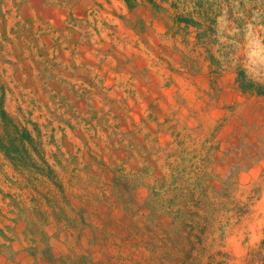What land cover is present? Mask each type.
Masks as SVG:
<instances>
[{"label": "rangeland", "instance_id": "1", "mask_svg": "<svg viewBox=\"0 0 264 264\" xmlns=\"http://www.w3.org/2000/svg\"><path fill=\"white\" fill-rule=\"evenodd\" d=\"M9 1L0 264H264V0H107L133 35L103 3L83 21Z\"/></svg>", "mask_w": 264, "mask_h": 264}, {"label": "bare ground", "instance_id": "2", "mask_svg": "<svg viewBox=\"0 0 264 264\" xmlns=\"http://www.w3.org/2000/svg\"><path fill=\"white\" fill-rule=\"evenodd\" d=\"M17 1H19V0H17ZM56 1V0H55ZM70 1V4H71V6H72V10H73V13L77 16V17H79V19H81V20H89V21H91V19H92V17H90V14L93 12V11H95L96 9H97V4L98 3H103L104 4V8H105V10L104 11H100L99 10V12H98V14L100 15V17L102 18V19H104V20H107V22H110V24H111V21L112 22H114V23H117L118 24V27H119V31H125V34H127V33H129V35H133L131 32H129L128 31V29L127 28H125L124 29V25L122 24V23H120L119 21H118V18H116V17H113L112 16V12H111V8H110V6L107 4V0H105V2H104V0H69ZM110 2L112 1V3L118 8V5L120 6V3H118L116 0H109ZM3 2V1H2ZM42 2H43V0H30V3H32V4H29V5H26V4H22V5H20L19 7H18V11H19V14H20V16L22 17V18H24V19H33L34 18V16L36 15V14H38V15H40V16H43L44 18H48V17H58V18H63V16H64V13H63V11L61 10V9H59V8H57V9H55L54 10V12L55 13H52L51 12V10H44V12H42V10H40V6H42L41 4H42ZM6 3H8V6L6 7V9H8L10 12H12L11 10H12V2L11 1H9V0H6ZM28 3V2H27ZM102 4V5H103ZM6 5V4H5ZM14 5V4H13ZM16 5V4H15ZM31 5V6H30ZM46 5V4H45ZM101 5V4H100ZM126 5V4H125ZM30 6V7H29ZM50 6H48V8H49ZM53 7V6H52ZM58 7V6H57ZM115 7V8H116ZM121 7V6H120ZM128 7V6H127ZM15 8H16V6H15ZM51 8V7H50ZM66 8V7H65ZM2 9V8H1ZM34 9H36V10H34ZM46 9V8H45ZM126 9V8H125ZM144 9V8H143ZM137 10V9H136ZM117 11V10H116ZM119 11H120V9H119ZM126 12V11H125ZM129 12V11H128ZM143 12V11H142ZM146 12V11H145ZM43 13V14H42ZM69 15V14H68ZM128 15V14H127ZM150 16H151V14H150ZM67 17V16H66ZM1 18V17H0ZM19 18V17H18ZM120 19V18H119ZM145 19V18H144ZM143 19V20H144ZM51 20V19H50ZM67 20V19H66ZM101 20V19H100ZM142 20V21H143ZM7 21H9V20H7ZM44 21V20H43ZM98 21V20H97ZM5 22V21H4ZM3 22V23H4ZM10 22H11V20H10ZM21 22V21H20ZM42 22V21H41ZM66 22V21H65ZM70 22V21H69ZM140 22V21H139ZM144 22V21H143ZM146 22V21H145ZM153 22V21H152ZM151 22V23H152ZM7 23V22H6ZM12 23V22H11ZM35 23V22H34ZM33 23V24H34ZM50 23V22H49ZM93 23V22H92ZM96 23V22H95ZM8 24H10L9 22H8ZM7 24V25H8ZM32 24V23H31ZM57 24V23H56ZM85 24V23H84ZM96 24H98V23H96ZM101 24V23H100ZM108 24V23H107ZM147 24V23H146ZM150 24V23H149ZM11 25V24H10ZM17 25V24H16ZM46 25V24H45ZM60 25V24H59ZM99 25V24H98ZM102 25V24H101ZM136 25H138V24H136ZM151 25V24H150ZM56 26V25H55ZM58 26V25H57ZM135 26V25H134ZM7 27V26H6ZM14 27V26H13ZM12 27V28H13ZM34 27V26H33ZM82 27V26H81ZM143 27V26H142ZM1 28V27H0ZM16 28V27H15ZM20 28V27H19ZM31 28H32V25H31ZM45 28V27H44ZM47 28V27H46ZM101 28V27H100ZM108 28V27H107ZM129 28V27H128ZM133 28V27H132ZM18 29V28H17ZM24 29V28H23ZM48 29V28H47ZM89 29V28H88ZM87 29V30H88ZM103 29V28H102ZM164 29V28H163ZM9 30V29H8ZM26 30V29H25ZM36 30V29H35ZM86 30V31H87ZM143 30V29H142ZM44 31V30H43ZM66 31V30H65ZM110 31H111V29H110ZM135 31V30H134ZM148 31V30H147ZM160 31V30H159ZM15 32V31H14ZM101 32V31H100ZM161 32V31H160ZM25 33V32H24ZM118 33H120V32H118ZM147 33V32H146ZM153 33V32H152ZM12 34H13V32H12ZM51 34V33H50ZM57 34V33H56ZM68 34H69V32H68ZM106 34V33H105ZM123 34V33H122ZM7 35V34H6ZM14 35V34H13ZM18 35V34H17ZM35 35V34H34ZM44 35V34H43ZM154 35V34H153ZM160 35V34H159ZM9 36V35H8ZM38 36V35H37ZM94 36V35H93ZM101 36V35H100ZM117 36H119V34L117 35ZM143 36H145V35H143ZM157 36V35H156ZM19 37V36H18ZM105 37V36H104ZM136 37V36H135ZM149 37V36H148ZM168 37H170V36H168ZM44 38V37H43ZM78 38V37H77ZM90 38V37H89ZM95 38V37H94ZM101 38V37H100ZM115 38V37H114ZM119 38V37H118ZM122 38V37H121ZM61 39V38H60ZM99 39V38H98ZM143 39V38H142ZM19 40V39H18ZM34 40V39H33ZM109 40H110V37H109ZM126 40V39H125ZM145 40H146V38H145ZM148 40V39H147ZM160 40V39H159ZM35 41H37V40H35ZM107 41V40H106ZM130 41V40H129ZM149 41V40H148ZM32 42V41H31ZM82 42V41H81ZM92 42H93V40H92ZM96 42V41H95ZM121 42V41H120ZM135 42V41H134ZM27 43V42H26ZM25 43V44H26ZM112 43V42H111ZM117 43V42H116ZM138 43V42H137ZM145 43V42H144ZM163 43V42H162ZM161 43V44H162ZM169 43V42H168ZM6 44V43H5ZM10 44V43H9ZM24 44V45H25ZM29 44V43H28ZM133 44V43H132ZM15 45V44H14ZM31 45V44H30ZM122 45H124V43L122 44ZM122 45H120V46H122ZM156 45V44H155ZM167 45V44H166ZM4 46V45H3ZM43 46V45H42ZM106 46H108V45H106ZM119 46V45H118ZM131 46V45H130ZM137 46V45H136ZM140 46V45H139ZM169 46V45H168ZM5 47V46H4ZM9 47V46H8ZM39 47V46H38ZM61 47V46H60ZM83 47V46H82ZM82 47H80V48H82ZM148 47V46H147ZM33 48V47H32ZM37 48V47H36ZM80 48H79V50H80ZM123 48V47H122ZM141 48H142V46H141ZM155 48V47H154ZM85 48L83 47L82 48V50H84ZM124 49V48H123ZM139 49V48H138ZM156 49V48H155ZM6 50V49H5ZM125 50V49H124ZM127 50H128V48H127ZM133 50V49H132ZM27 51V50H26ZM47 51H48V49H47ZM88 51V50H87ZM100 51V50H99ZM172 51V50H171ZM8 52V51H7ZM28 52V51H27ZM33 52V51H32ZM110 52V51H109ZM153 52V51H152ZM26 53V52H25ZM78 53V52H77ZM96 53V52H95ZM138 53V52H137ZM164 53V52H163ZM33 54V53H32ZM82 54V53H81ZM93 54V53H92ZM101 54V53H100ZM10 54H8V56H9ZM63 55H66V54H60V59L58 58V60H61V61H64V60H66L67 59V57L66 56H63ZM69 55V54H68ZM83 55H85V54H83ZM108 55V54H107ZM148 55V54H147ZM11 56V55H10ZM22 56V55H21ZM25 56V55H24ZM87 56V55H86ZM143 56V55H142ZM156 56V55H155ZM170 56V55H169ZM31 57V56H30ZM34 57H35V55H34ZM89 57V56H88ZM127 57V56H126ZM135 57V56H134ZM149 57V56H148ZM154 57V56H153ZM2 58V57H1ZM5 58V57H4ZM17 58V57H16ZM95 58V57H94ZM98 58V57H97ZM116 58V57H115ZM80 59V58H79ZM161 59V58H160ZM171 59V58H170ZM11 60V59H10ZM52 60V59H51ZM104 60H106V59H104ZM108 60V59H107ZM84 61H86V60H84ZM126 61V60H125ZM51 62V61H50ZM88 63L90 62V63H92V64H94V59H88V61H87ZM105 62V61H104ZM103 62V63H104ZM118 62H120V61H118ZM131 62V61H130ZM157 62V61H156ZM11 63V62H10ZM27 63V62H26ZM31 63V62H30ZM46 63V62H45ZM84 63V62H83ZM128 63V62H127ZM138 63H139V61H138ZM25 64V63H24ZM60 64H62V63H60ZM78 64V63H77ZM104 64H106V63H104ZM3 65H5V64H3ZM9 65V64H8ZM43 65V64H42ZM50 65V64H49ZM121 65V64H120ZM133 65V64H132ZM146 65V64H145ZM176 65V64H175ZM7 66V65H6ZM25 66V65H24ZM109 66V65H108ZM113 66V65H112ZM149 66V65H148ZM1 67V66H0ZM25 67H27V66H25ZM39 67V66H38ZM64 67V66H63ZM107 67V66H106ZM130 67V66H129ZM134 67V66H133ZM152 67V66H151ZM158 67V66H157ZM168 67V66H167ZM52 68V67H51ZM50 68V69H51ZM77 68V67H76ZM94 68V67H93ZM8 69V68H7ZM67 69V68H66ZM84 69V68H83ZM106 69V68H105ZM132 69V68H131ZM160 69V68H159ZM166 69V68H165ZM174 69V68H173ZM6 70V69H5ZM48 70V69H47ZM77 70V69H76ZM127 70V69H126ZM133 70V69H132ZM12 71V70H11ZM59 71V70H58ZM74 71V70H73ZM160 71V70H159ZM176 71V70H175ZM183 71V70H182ZM21 72V71H20ZM23 72V71H22ZM65 72V71H64ZM115 72V71H114ZM123 72V71H122ZM156 72V71H155ZM157 72H158V70H157ZM165 72V71H164ZM31 73V72H30ZM52 73V72H51ZM56 73V72H55ZM86 73V72H85ZM94 73V72H93ZM132 73V72H131ZM161 73H163V72H161ZM6 74V73H5ZM87 74V73H86ZM118 74V73H117ZM120 74V73H119ZM138 74V73H137ZM154 74V73H153ZM167 74V73H166ZM186 74V73H185ZM52 75V74H51ZM156 75V74H155ZM163 75H164V73H163ZM173 75V74H172ZM27 76V75H26ZM41 76V75H40ZM63 76V75H62ZM107 76V75H106ZM153 76V75H152ZM159 76V75H158ZM193 76V75H192ZM64 77V76H63ZM85 77V76H84ZM135 77V76H134ZM138 77V76H137ZM154 77V76H153ZM3 78V77H2ZM6 78V77H5ZM35 78V77H34ZM37 78V77H36ZM46 78V77H45ZM100 78V77H99ZM104 78V77H103ZM188 78V77H187ZM11 79V78H10ZM108 79V78H107ZM119 79V78H118ZM171 79H173V78H171ZM174 79H176V78H174ZM179 79V78H178ZM197 79V78H196ZM77 80V79H76ZM132 80V79H131ZM134 80H136V79H134ZM180 80H182V79H180ZM61 81V80H60ZM63 81V80H62ZM72 81V80H71ZM82 81V80H81ZM128 81V80H127ZM142 81H143V79H142ZM147 81V80H146ZM151 81V80H150ZM185 81V80H184ZM192 81V80H191ZM23 82V81H22ZM102 82V81H101ZM104 82V81H103ZM112 81H110V83H111ZM117 82V81H116ZM115 82V83H116ZM139 82V81H138ZM141 82V81H140ZM169 82V81H168ZM186 82V81H185ZM185 82H181L180 81V85L179 86H181V88H187V84L185 83ZM28 83V85H30L31 83L28 81L27 82ZM59 83V82H58ZM133 83V82H132ZM85 84V83H84ZM123 84V83H122ZM200 84V83H199ZM42 85V84H41ZM77 85V84H76ZM96 85V84H95ZM110 85V84H109ZM125 85V84H124ZM154 85V84H153ZM123 86V85H122ZM143 86V85H142ZM27 87V86H26ZM74 87V86H73ZM132 87V86H131ZM13 88V87H12ZM38 88V87H37ZM40 88V87H39ZM60 88V87H59ZM76 88H77V86H76ZM180 88V87H179ZM26 89V88H25ZM62 89V88H61ZM150 89V88H149ZM23 90V89H22ZM52 90V89H51ZM64 90V89H63ZM70 90V89H69ZM68 90V91H69ZM154 90V89H153ZM117 91V90H116ZM94 92V91H93ZM150 92V91H149ZM41 93V92H40ZM44 93V92H43ZM47 93V92H46ZM69 93H71V92H69ZM138 93V92H137ZM98 94V93H97ZM104 94V93H103ZM47 95H48V93H47ZM96 95V94H95ZM99 95V94H98ZM118 95V94H117ZM133 95V94H132ZM153 95V94H152ZM155 95V94H154ZM17 96V95H16ZM43 96V95H42ZM59 96V95H58ZM123 96V95H122ZM145 96V95H144ZM156 96V95H155ZM176 96V95H175ZM181 96V95H180ZM60 97V96H59ZM160 97V96H159ZM192 97V96H191ZM28 98H29V96H28ZM57 98V97H56ZM84 98V97H83ZM96 98V97H95ZM140 98V97H139ZM150 98V97H149ZM172 98V97H171ZM184 98V97H183ZM32 99V98H31ZM86 99V98H85ZM102 99V98H101ZM205 99V98H204ZM47 100V99H46ZM58 100V99H57ZM96 100V99H95ZM54 101V100H53ZM62 101V100H61ZM68 101V100H67ZM83 101V100H82ZM101 101V100H100ZM153 101V100H152ZM166 101V100H165ZM193 101V100H192ZM25 102V101H24ZM66 102V101H65ZM92 102H94V101H92ZM99 102V101H98ZM104 102V101H103ZM106 102V101H105ZM118 102V101H117ZM149 102V101H148ZM154 102V101H153ZM195 102V101H194ZM54 103V102H53ZM56 103V102H55ZM77 103V102H76ZM75 103V104H76ZM95 103V102H94ZM110 103V102H109ZM71 104V103H70ZM89 104V103H88ZM91 104V103H90ZM99 104H100V102H99ZM136 104V103H135ZM140 104V103H139ZM197 104V103H196ZM67 105V104H66ZM65 105V106H66ZM73 105V104H72ZM77 105V104H76ZM20 106V105H19ZM50 106V105H49ZM61 106V105H60ZM87 106V105H86ZM102 106V105H101ZM175 106V105H174ZM42 107V106H41ZM62 107V106H61ZM88 107V106H87ZM105 107V106H104ZM135 107V106H134ZM69 108V107H68ZM90 108V107H89ZM174 108V107H173ZM8 109H9V107H8ZM38 109V108H37ZM87 109V108H86ZM124 109V108H123ZM131 109H133V108H131ZM168 109V108H167ZM72 110V109H71ZM82 110H85V106L82 104ZM138 110H140V109H138ZM169 110V109H168ZM9 111H10V109H9ZM63 111V110H62ZM114 111V110H113ZM121 111V110H120ZM136 111H137V109H136ZM136 111H133V112H136ZM141 111V110H140ZM38 112V111H37ZM45 112V111H44ZM59 112V111H58ZM73 112H75V111H73ZM99 112V111H98ZM111 112V111H110ZM189 112V111H188ZM212 112V111H211ZM215 112V111H214ZM35 113V112H34ZM115 114H116V112H114ZM221 113V112H220ZM51 114V113H50ZM98 114V113H97ZM118 114H120V113H118ZM210 114V113H209ZM52 115V114H51ZM95 115V114H94ZM144 115V114H143ZM195 115V114H194ZM54 116V115H53ZM138 116V115H137ZM36 117V116H35ZM110 117V116H109ZM211 117V116H210ZM48 118V117H47ZM74 118H75V116H74ZM107 118H108V116H107ZM115 118V117H114ZM125 118V117H124ZM42 119V118H41ZM61 119V118H60ZM59 119V120H60ZM70 119V118H69ZM68 119V120H69ZM73 119V118H72ZM92 119V118H91ZM105 119V118H104ZM109 119V118H108ZM107 119V120H108ZM124 120V119H123ZM126 120V119H125ZM210 120V119H209ZM83 121V120H82ZM85 121H86V119H85ZM119 121V120H118ZM129 121V120H128ZM62 122V121H61ZM75 122V121H74ZM93 122V121H92ZM124 122V121H123ZM150 122V121H149ZM206 122V121H205ZM37 123H38V121H37ZM44 123V122H43ZM52 123V122H51ZM63 123V122H62ZM71 123V122H70ZM104 123V122H103ZM105 123H106V121H105ZM203 123V122H202ZM201 123V124H202ZM76 124V123H75ZM50 125V124H49ZM67 125V124H66ZM72 125V124H71ZM77 125V124H76ZM75 125V126H76ZM124 125V124H123ZM128 125V124H127ZM126 125V126H127ZM51 126V125H50ZM62 126V125H61ZM77 126H79V124L77 125ZM80 126H81V124H80ZM102 126H103V124H102ZM53 127V126H52ZM96 127V126H95ZM101 127V126H100ZM125 127V126H124ZM76 128V127H75ZM91 128V127H90ZM130 128V127H129ZM59 129V128H58ZM99 129V128H98ZM151 129V128H150ZM46 130V129H45ZM67 130V129H66ZM88 130V129H87ZM91 130V129H90ZM114 130V129H113ZM134 130V129H133ZM103 131V130H102ZM128 131V130H127ZM126 131V132H127ZM144 131V130H143ZM142 131V132H143ZM148 131V130H147ZM119 132V131H118ZM115 133H116V131H115ZM114 133V134H115ZM137 133V132H136ZM55 134V133H54ZM58 135H59V133H57ZM97 135V134H96ZM99 135V134H98ZM116 135V134H115ZM121 135V134H120ZM85 136V135H84ZM103 137V136H102ZM110 137V136H109ZM138 137V136H137ZM95 138V137H94ZM106 138V137H105ZM114 138V137H113ZM127 138V137H126ZM139 138V137H138ZM149 139V138H148ZM109 140V139H108ZM113 140V139H112ZM136 140V139H135ZM151 140V139H150ZM69 141L71 142V144L73 143V144H75L76 145V143H78V141H77V139H75L73 136L72 137H69ZM95 141V140H94ZM115 141V140H114ZM145 141V140H144ZM97 142V141H96ZM127 142V141H126ZM87 143V142H86ZM92 143V142H91ZM105 143H106V141H105ZM129 143V142H128ZM147 143V142H146ZM120 144V143H119ZM130 144V143H129ZM150 144V143H149ZM123 145V144H122ZM131 145H132V143H131ZM147 145H148V143H147ZM156 145V144H155ZM78 146V145H77ZM84 146V145H83ZM91 146V145H90ZM100 146V145H99ZM104 146V145H103ZM113 146V145H112ZM118 146V145H117ZM128 146V145H127ZM135 146V145H134ZM86 147V146H85ZM138 147V146H137ZM111 148V147H110ZM127 148V147H126ZM135 149V148H134ZM142 149V148H141ZM159 149V148H158ZM100 151V150H99ZM131 151H134V150H131ZM135 151H137L136 149H135ZM146 151V150H145ZM154 151V150H153ZM158 151V150H157ZM156 151V152H157ZM104 152V151H103ZM138 152V151H137ZM160 152V151H159ZM79 153V152H78ZM85 153V152H84ZM84 153H83V155H84ZM93 153V152H92ZM98 153V152H97ZM140 153V152H139ZM132 154V153H131ZM137 154V153H136ZM158 154V153H157ZM66 155V154H65ZM85 156V155H84ZM132 156V155H131ZM99 157V156H98ZM112 157V156H111ZM110 157V158H111ZM148 157V156H147ZM104 158H105V155H104ZM127 159V158H126ZM125 159V160H126ZM132 159H133V157H132ZM137 159V158H136ZM153 159V158H152ZM156 159V158H155ZM82 160V159H81ZM104 160V159H103ZM148 160V159H147ZM152 161V160H151ZM112 162V161H111ZM134 162V161H133ZM139 162V161H138ZM82 163V162H81ZM107 163V162H106ZM153 163V162H152ZM159 163V162H158ZM79 164V163H78ZM108 164V163H107ZM136 164V163H135ZM147 164V163H146ZM137 165V164H136ZM99 166V165H98ZM127 166V165H126ZM84 168V167H83ZM85 174V173H84ZM99 174H100V172H99ZM242 176V175H241ZM85 177H87V176H85ZM80 181V180H79ZM85 182H87V181H85ZM92 191V190H91ZM145 191V190H144ZM262 199V198H261ZM259 204V203H258ZM262 206H263V208H264V202H262ZM261 207V206H260ZM259 210V209H258ZM262 212V211H261ZM264 213V212H263ZM120 218V217H119ZM260 220V219H259ZM254 223H255V221H254ZM256 224V223H255ZM250 225V224H249ZM18 226V225H17ZM254 227V226H253ZM256 228H257V226H256ZM255 229V228H254ZM262 229V228H261ZM264 230V229H263ZM256 231V230H255ZM257 234V233H256ZM242 235V234H241ZM252 237V236H251ZM253 238V237H252ZM112 246V245H111ZM92 248V247H91ZM1 263V262H0Z\"/></svg>", "mask_w": 264, "mask_h": 264}]
</instances>
